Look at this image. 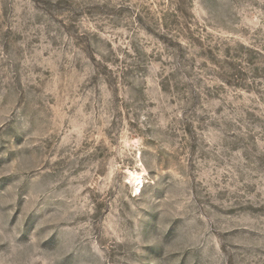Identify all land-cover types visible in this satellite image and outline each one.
<instances>
[{"label":"rangeland","instance_id":"374dc122","mask_svg":"<svg viewBox=\"0 0 264 264\" xmlns=\"http://www.w3.org/2000/svg\"><path fill=\"white\" fill-rule=\"evenodd\" d=\"M0 264H264V0H0Z\"/></svg>","mask_w":264,"mask_h":264},{"label":"bare ground","instance_id":"6f19581e","mask_svg":"<svg viewBox=\"0 0 264 264\" xmlns=\"http://www.w3.org/2000/svg\"><path fill=\"white\" fill-rule=\"evenodd\" d=\"M132 175H133V174H132ZM140 175H141V174H140ZM133 178H134V177H133ZM139 179L141 180L142 178H139ZM139 179H138V180H139ZM135 180H136V179H135ZM138 182H139V181H138ZM138 182H137V183H138Z\"/></svg>","mask_w":264,"mask_h":264}]
</instances>
